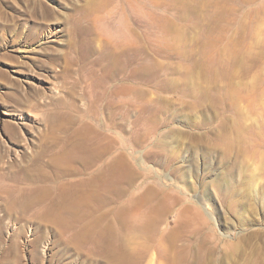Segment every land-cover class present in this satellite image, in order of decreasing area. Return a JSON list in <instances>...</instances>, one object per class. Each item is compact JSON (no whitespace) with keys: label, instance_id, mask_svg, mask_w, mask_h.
Here are the masks:
<instances>
[{"label":"rangeland","instance_id":"rangeland-1","mask_svg":"<svg viewBox=\"0 0 264 264\" xmlns=\"http://www.w3.org/2000/svg\"><path fill=\"white\" fill-rule=\"evenodd\" d=\"M85 2L0 0V37L35 16L57 30L0 45V166L50 142L74 114L82 144L108 148L83 173L130 171L124 202L141 216L170 209L146 236L153 264H264V0H103L100 20L74 30L72 10ZM69 49L80 59L58 76ZM15 87L35 99L25 106ZM48 101L77 109L66 117ZM48 172L0 171V264H109L95 248L71 256L50 227L37 230L34 201L17 204L22 182H32L29 199Z\"/></svg>","mask_w":264,"mask_h":264},{"label":"bare ground","instance_id":"bare-ground-1","mask_svg":"<svg viewBox=\"0 0 264 264\" xmlns=\"http://www.w3.org/2000/svg\"><path fill=\"white\" fill-rule=\"evenodd\" d=\"M85 1V4H77L72 10L71 20H74L72 22L74 30L80 28V24L82 23L83 25L85 21V23L92 22L96 24V21L100 20L98 19L99 12L105 2H101L103 0ZM40 6L43 7L44 5L41 3ZM30 20L34 21L32 22L34 24H29L25 30L21 27L22 23H19L15 29L7 28L6 36L0 37V45L18 42V38L21 36H23L21 41L34 42L39 38L44 39L46 36L48 38L57 31H54L53 28H47L48 20H50L47 16H35ZM67 29L68 34H72L71 29L69 27ZM43 31L44 34L40 36ZM72 35L75 34L73 33ZM70 42L72 41L70 40ZM122 45H125V43H121L117 47L119 48ZM68 51H63L62 54L57 56L63 60L60 71L57 73L58 76L64 74L67 71V67L74 64L73 58L76 61L80 59L76 54V56L73 55L72 49ZM83 63L86 65L85 61ZM78 70L82 69L78 68ZM22 90L15 87L13 94L17 93V100L22 101V104L26 106L35 97L29 94L28 91L23 92ZM48 102H44L41 106L46 110H54L66 117L68 114H72L75 108L77 109L74 101L72 103L71 101L69 103L58 102V105H55L53 101ZM124 102H119V104L114 106L113 100L108 99L105 101L104 106L117 108L124 105L126 103ZM77 119L74 114L70 115L66 121L58 119L59 122H56L53 139L50 142H41L37 150L25 152L20 159L17 158L4 167L5 171H24L25 179H34L30 171H49L45 177L44 184L30 193L29 199L26 198V194L32 190V182H22L23 186L19 189L18 193L20 195L17 198V204L24 205L28 201H34L33 207L35 211L30 212L35 214L40 220L37 223V230H44L45 227H50L56 237L54 242L57 245L59 244L64 251H72L71 256L75 255V250H79L77 251L79 255L81 253L80 250L87 255L91 254L90 249L95 248V251L100 250L104 254L94 255L104 257L103 260L109 264H135L133 260L139 262V264H153L150 253L158 250L151 246L150 239L146 238V236L147 234L158 232L159 226L163 222V217L168 214L170 209L167 206L163 210L156 208L155 214L141 216V213L145 211L142 207L133 206L131 201L124 202L126 194L134 189L133 181L136 180L135 174L130 171L102 170L83 173L80 168L81 163L83 165L96 164L99 159L106 154L108 155V148L102 146L100 142H94L96 141L94 139L89 141L90 144L88 146L82 144L80 130L73 126ZM67 122L71 125H67ZM1 149L0 145V152ZM82 153L86 155V160L82 159ZM105 167L109 169L108 166ZM12 168L16 170H11ZM4 169L0 166V171H4ZM76 176L82 177L73 183L66 182V177ZM145 196V193L141 194V197ZM38 198L40 199L37 201ZM42 237V234H38L33 244H38ZM106 238L110 239L109 244L105 243ZM14 239H16V233L11 236L12 245L16 244ZM158 243H160V240H158ZM139 247L145 250L138 259L136 258V253Z\"/></svg>","mask_w":264,"mask_h":264}]
</instances>
